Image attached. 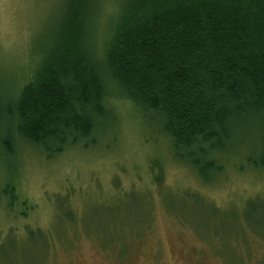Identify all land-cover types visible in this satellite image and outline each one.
Instances as JSON below:
<instances>
[{"label":"rangeland","instance_id":"374dc122","mask_svg":"<svg viewBox=\"0 0 264 264\" xmlns=\"http://www.w3.org/2000/svg\"><path fill=\"white\" fill-rule=\"evenodd\" d=\"M121 0H97L100 62ZM65 0H0V87L31 79ZM107 36V37H106ZM108 115L54 155L19 138L0 145V264H264L263 131L238 127L208 182L172 151L162 122L106 77ZM7 129V130H8Z\"/></svg>","mask_w":264,"mask_h":264},{"label":"trees","instance_id":"16d2710c","mask_svg":"<svg viewBox=\"0 0 264 264\" xmlns=\"http://www.w3.org/2000/svg\"><path fill=\"white\" fill-rule=\"evenodd\" d=\"M96 8L97 0H65L31 79L13 101L0 90V133L14 124L47 155L64 151L108 115L111 77L207 182L239 126L256 122L264 140V0H121L103 62L91 41ZM7 129L0 145L13 153ZM260 156L250 163L264 167Z\"/></svg>","mask_w":264,"mask_h":264}]
</instances>
